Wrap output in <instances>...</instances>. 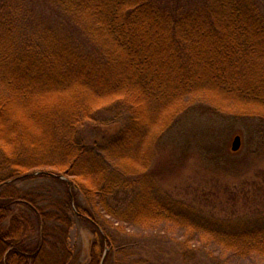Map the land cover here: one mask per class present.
I'll list each match as a JSON object with an SVG mask.
<instances>
[{
  "label": "trees",
  "instance_id": "16d2710c",
  "mask_svg": "<svg viewBox=\"0 0 264 264\" xmlns=\"http://www.w3.org/2000/svg\"><path fill=\"white\" fill-rule=\"evenodd\" d=\"M51 1L61 12L49 6L51 22H38V7L0 0V264L71 257L73 209L96 234L86 264L116 250L101 220L121 232L168 224L218 257L263 264L264 206L244 220L207 217L169 201L149 170L155 147L209 98V109L257 122L264 151V2ZM108 111L128 120L86 146L78 132ZM36 178L64 184V195L19 186ZM119 192L124 208L112 204Z\"/></svg>",
  "mask_w": 264,
  "mask_h": 264
},
{
  "label": "rangeland",
  "instance_id": "374dc122",
  "mask_svg": "<svg viewBox=\"0 0 264 264\" xmlns=\"http://www.w3.org/2000/svg\"><path fill=\"white\" fill-rule=\"evenodd\" d=\"M11 1L23 5V11L38 7L41 12L35 18L38 22H51L47 20V14L42 15L49 6L56 8L57 13L61 12L51 0ZM51 19L67 20L59 14ZM213 100L207 99V104L201 107L203 109L198 108L183 116L180 125L166 134L162 144L154 149L149 172L169 201L183 202L217 220H244L257 214L256 211L264 206V151L259 144L257 122L233 118L214 107L211 110L208 107L217 105ZM127 120L126 114L117 117L113 112H103L94 122L81 128L77 136L86 146H92L104 137L109 139V133L123 127ZM237 135L242 137V147L233 155L232 142ZM201 142L204 147L197 144ZM19 186L53 200L66 191L64 184L45 178L28 180ZM127 195L119 192L112 199V204L124 208L128 202ZM79 198L84 204V197ZM74 211L69 215L73 226L66 241L71 257L65 259L63 255L48 252L45 254L47 264H63L65 261L68 264H86L90 259L89 250L96 234L89 223L81 220ZM101 221L112 235L113 246L116 247V250H107L112 255L104 264H262L255 259H238L225 254L218 257L215 246L211 248L198 235L190 238L185 230L168 224L152 225L147 230L127 226L121 232ZM195 240L198 247L193 249Z\"/></svg>",
  "mask_w": 264,
  "mask_h": 264
},
{
  "label": "water",
  "instance_id": "95a60500",
  "mask_svg": "<svg viewBox=\"0 0 264 264\" xmlns=\"http://www.w3.org/2000/svg\"><path fill=\"white\" fill-rule=\"evenodd\" d=\"M241 147H242V137L237 135L232 142L231 150L232 152L237 153L241 150Z\"/></svg>",
  "mask_w": 264,
  "mask_h": 264
}]
</instances>
